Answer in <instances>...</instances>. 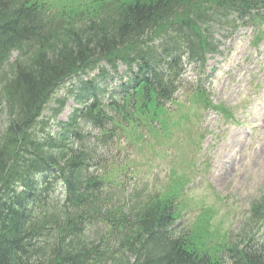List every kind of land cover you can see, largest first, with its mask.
<instances>
[{
    "label": "trees",
    "instance_id": "16d2710c",
    "mask_svg": "<svg viewBox=\"0 0 264 264\" xmlns=\"http://www.w3.org/2000/svg\"><path fill=\"white\" fill-rule=\"evenodd\" d=\"M215 2L133 0L110 13L97 6L77 25L70 16L74 10L53 23L51 10L36 0H0V75L9 117L0 129V264H264L262 236L246 231L222 247L208 239L211 234L206 237L207 215L198 218L207 233L187 230L177 236L168 229L175 218L174 197L121 201L110 190L129 179L98 171L119 127L130 126L137 135L143 116L158 120L167 114L165 103L172 99L171 85L179 73L151 66L160 51L145 46L149 33L154 27L165 33L162 21L190 7L195 21L187 13L171 29H180L186 40L193 36L197 45L190 47L189 58L204 62L205 52L214 49L198 22L213 18L216 11L205 10ZM253 2L219 0L218 5L221 14L233 7L242 21H259L264 0ZM14 50L18 55L11 64ZM118 58L128 66L138 64L134 79L106 101L95 96L53 135L43 111L54 88L79 69L104 59L114 67ZM82 83L98 87L93 80ZM202 92L196 87L192 99L210 106ZM262 213L263 200L254 202L249 222Z\"/></svg>",
    "mask_w": 264,
    "mask_h": 264
},
{
    "label": "rangeland",
    "instance_id": "374dc122",
    "mask_svg": "<svg viewBox=\"0 0 264 264\" xmlns=\"http://www.w3.org/2000/svg\"><path fill=\"white\" fill-rule=\"evenodd\" d=\"M47 1L53 10L66 4V0ZM188 8L182 6L179 11L186 14ZM261 27L264 30V24ZM254 31L252 26H241L236 31L215 27L212 36L220 53L207 55L201 81L212 101L232 109L242 124L226 123L219 114L208 109L192 127L186 123L174 128L173 137L164 140L161 146L157 145V138H150L142 146L125 140L118 143L124 153L123 161L132 167L136 181L141 180L152 189L166 187L171 169L178 173L187 171L189 182L179 200L183 208L181 225H190L202 210L212 208L216 212L212 225L219 232L227 233V242L237 238L251 201L264 196V40L252 44ZM117 69L118 74L110 81L112 86L119 81L122 65ZM196 72L192 66L186 68L185 90L197 83ZM68 84L62 85L53 95L45 110L46 118L56 105L55 99L64 94ZM181 99L184 100L183 95ZM75 106L77 104L68 98L58 120L66 121ZM177 117L192 121L187 109ZM5 124L6 115L0 110V129ZM56 127L53 129L57 130ZM164 128L166 132L171 130L170 125ZM90 130L85 128L86 132ZM200 133L203 136L198 148L191 141L200 140ZM189 160L195 165H187Z\"/></svg>",
    "mask_w": 264,
    "mask_h": 264
}]
</instances>
